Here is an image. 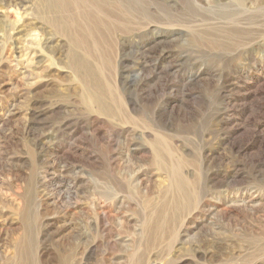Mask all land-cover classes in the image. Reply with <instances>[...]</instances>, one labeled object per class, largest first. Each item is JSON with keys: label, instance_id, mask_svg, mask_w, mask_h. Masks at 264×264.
<instances>
[{"label": "rangeland", "instance_id": "rangeland-1", "mask_svg": "<svg viewBox=\"0 0 264 264\" xmlns=\"http://www.w3.org/2000/svg\"><path fill=\"white\" fill-rule=\"evenodd\" d=\"M51 1L0 0V264H264V0Z\"/></svg>", "mask_w": 264, "mask_h": 264}, {"label": "bare ground", "instance_id": "bare-ground-1", "mask_svg": "<svg viewBox=\"0 0 264 264\" xmlns=\"http://www.w3.org/2000/svg\"><path fill=\"white\" fill-rule=\"evenodd\" d=\"M88 1L90 3L92 2L93 4H98L99 2H102L103 0H88ZM74 2H77V0H52L51 2H49L50 4H49V7L48 8H50L51 10H57V9H59L61 7H65V6H67V5L71 4V3H74ZM86 2H87V0H86ZM239 2L240 3H243L244 1L243 0H239ZM53 23L55 24V26L61 32L66 33V34H70L72 36L71 38H72V40H73V42L75 44H79L80 43V40H81L80 37L79 36H75L74 33H72L76 29V24L75 23H71L70 21H68L66 19H62V18H57L56 20L53 21ZM72 64H73L72 67L74 68L75 72L78 73L80 76L82 75V72H84V70L87 71V73L89 74V76L90 75L91 76L94 75V72L92 71L93 69L92 70L88 69L86 67V65H85V62H82L80 59H78V57L76 58L74 55H73V63ZM86 80L88 81L90 79L89 78H86ZM90 81L92 83L93 80H90ZM88 83H90V82H88ZM96 84H97V87H96L97 89L96 90H89V89H87L86 94H85V102L87 104H89V103H91V101H94V102H96L97 104L100 105L101 111H103V112H109V111H111L112 112L113 111L112 108L108 104L103 103V100H102L103 97L101 96V93H105L106 92V86H105V84L103 82H97ZM162 162H164V160ZM171 173L174 174V182H173V185H171V186L172 187L175 186V188L177 187L179 190H183L185 192V195H188L189 192L185 189V187H186L187 184L184 185L183 181H185V179H184V176L181 174V172L179 171V173H178L177 171H175V169H172V172ZM183 198H179V197L176 198L175 203H176V205H178L177 207H179V209H182L188 203L187 198H185V197H183ZM185 200H187V201H185Z\"/></svg>", "mask_w": 264, "mask_h": 264}]
</instances>
